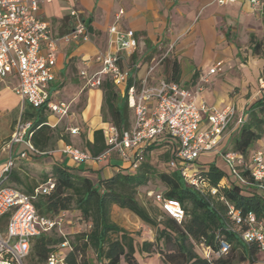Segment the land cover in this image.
<instances>
[{
	"label": "crops",
	"instance_id": "1",
	"mask_svg": "<svg viewBox=\"0 0 264 264\" xmlns=\"http://www.w3.org/2000/svg\"><path fill=\"white\" fill-rule=\"evenodd\" d=\"M73 9L78 11L87 27L89 39L78 44L56 41L55 77L49 89L55 102L67 106V113L59 116L44 110L47 124L58 127V136H65L67 141L57 137L45 154L22 158L28 165V171L20 170L23 176L37 177L49 171L53 164H60L93 181L100 177H110L120 169L132 172L129 163L115 152L101 161L76 162L63 151L68 145L86 151L84 142L93 140V130L99 128L103 130L109 124L108 118H104L101 110L102 89L99 86H89L86 83L87 78L80 72L83 70L90 76L97 71L99 65L93 62V57L97 52L107 48L109 37L107 28L112 24L120 29L131 30L137 39V47L130 53L122 51L119 62L121 68L128 70L135 80L147 75L149 84H155L161 78L175 81L169 78L172 74V64L175 62L179 69V76L175 82L194 90L200 84V81L194 84L196 79L206 74V83L204 86L201 85L202 89L198 91L197 96L216 109L228 104L235 106L234 118L224 131L223 140L217 146V150L223 147L229 133L241 121L246 107L258 98L255 87H260L259 80L263 77L264 55L252 53L249 39L250 35L257 39L263 36L264 8H254L246 0H236L227 4H218L215 0L38 2V14L49 23L53 38H59L70 30L74 22L70 15V10ZM161 52L168 57L167 60L162 65L156 64L153 71L148 74L149 66ZM218 60L222 61L220 70L207 74L208 69ZM164 74L168 77H164ZM16 81L15 75L12 74L0 79V117L15 110L19 104L17 121L23 119L31 122V119L23 114V111L31 110V105L13 91ZM249 87L254 93L248 94ZM235 89L236 92H233ZM117 91L122 95L119 90ZM256 91L258 93L261 89ZM232 123L234 125L230 129ZM207 125L205 121L202 128ZM71 128H76L77 131L71 133ZM227 131L229 132L225 135ZM7 144L8 141L5 145H0V169L5 165L9 155L14 161L19 160V152L26 148L24 143H15L9 150ZM261 146H264V137L254 144L252 151L255 149L264 151ZM196 165L199 169L202 166L197 161ZM63 213L66 223L63 221L58 228L61 233L72 234L88 227L84 222H74L71 219V215H76L79 220L78 210H65ZM127 217L132 219L135 227L128 224ZM111 218L132 234L136 229L142 227L144 229L147 226L135 214L116 204L111 206ZM122 262L123 260L121 264ZM257 263L259 261L253 264Z\"/></svg>",
	"mask_w": 264,
	"mask_h": 264
},
{
	"label": "built area",
	"instance_id": "2",
	"mask_svg": "<svg viewBox=\"0 0 264 264\" xmlns=\"http://www.w3.org/2000/svg\"><path fill=\"white\" fill-rule=\"evenodd\" d=\"M218 4H227L236 0H215ZM254 8H264V0H246ZM39 0H0V79L15 75L16 83L13 91L28 102L32 107H44L53 113L63 116L67 113L64 103L52 99L49 89L55 77V52L57 40L65 43H81L89 39L87 27L77 10H70L74 22L70 30L59 38L50 34L49 23L38 14ZM108 46L93 57V62L99 67L92 75L85 71L81 75L87 78L91 87L99 86L104 78H109L115 88L126 96L128 107L132 111V123L128 130L119 131L109 123L103 128L105 149L97 155L78 147L68 145L64 152L76 162L86 160L101 161L115 152L122 160L129 163L134 171L143 159L147 146L154 141L167 138L171 145L173 156L166 163L169 168H177L187 184L212 195L217 188L209 185L200 175L196 165L197 158L203 152L216 151L224 137V131L235 115V106L228 104L221 109L209 106L197 96L202 89L201 84L196 89H188L175 81L165 78L155 84L148 83V76L140 80L131 77L128 70L121 68V52L130 53L137 47V39L131 30L120 29L112 24L107 28ZM156 63H152L147 73H151ZM222 61H216L207 74L220 70ZM206 74L200 81H206ZM260 88H264V78L259 80ZM208 125L202 128L204 122ZM31 122L19 120L8 140L9 150L15 143H24L26 148L19 152V158H26L30 153L40 154L30 142L29 131ZM76 128L70 132L75 133ZM226 162L234 168L244 164L248 166L252 179L262 189L264 196V151L253 150L244 162L242 155L234 151L220 152ZM14 160L9 155L8 160L0 169V264H30L26 261L31 240L53 228H59L65 219L61 211L54 217L38 214L33 204V197L13 186L5 185ZM235 172V169H233ZM52 180L35 188L36 193H48L53 188ZM153 199L161 211L180 222L185 215L184 208L177 199L167 198L162 192L153 194ZM229 213L236 222H246L247 227L240 233V238L246 243H257L264 253V223L249 212L242 217L230 206ZM69 249L68 240L61 242L57 249L51 251L43 264H68L65 252ZM228 249L221 242L218 249L204 246V257L221 256Z\"/></svg>",
	"mask_w": 264,
	"mask_h": 264
},
{
	"label": "trees",
	"instance_id": "3",
	"mask_svg": "<svg viewBox=\"0 0 264 264\" xmlns=\"http://www.w3.org/2000/svg\"><path fill=\"white\" fill-rule=\"evenodd\" d=\"M249 41L254 55L264 53V29L262 38L250 35ZM172 65L169 78L176 81L179 69L175 62ZM99 87L103 91L101 110L104 118H108L109 123L119 131L128 130L132 123V112L126 96L118 93L109 78H104ZM44 110V107L31 106V110L23 111L24 116L31 119L29 131L32 134L29 140L42 152L40 154H45L57 137L67 141L65 136H58V127L47 124ZM263 133L264 93L246 107L241 121L224 142L223 147H228H222L220 152H238L247 163L254 143ZM84 144L86 151L92 155L102 152L106 147L103 130H93V140H85ZM171 145L166 137L154 141L147 146L143 159L134 171L120 169L110 177H100L96 181L60 164H53L49 171L37 176L38 181L32 182L20 172L28 171L27 163L22 158L15 160L5 185L34 196L32 201L40 215L54 217L61 211L75 209L80 212L79 220L88 225L85 230L72 234H63L58 228H53L35 236L31 240L26 261L30 264H43L51 251L68 240L69 249L65 252L68 264H121L122 260L126 264H138L134 235L111 218V206L116 204L135 214L154 230L153 240L145 239L140 243V253H159L166 264L255 263L259 252L257 243H246L240 238L247 223H236L229 213L232 206L242 217L251 212L264 223V196L262 189L252 179L248 166L237 165L227 172L210 162L205 168H200V175L209 185L217 188V193L212 195L187 184L177 168L157 170L153 166L150 153L157 147L167 146L164 152L167 163L173 156ZM30 155L35 157L38 154ZM49 179L54 184L53 188L48 193L35 194V188L47 183ZM154 180L164 186L162 194L165 197L180 201L185 212L180 222L164 214L158 205L152 206L150 202L145 204L138 200L139 188ZM7 216L0 222L3 223ZM159 216L162 218L158 219ZM221 242H225L228 249L219 257L206 258L195 250L198 244L218 249ZM88 250L93 252L95 262L89 258Z\"/></svg>",
	"mask_w": 264,
	"mask_h": 264
},
{
	"label": "rangeland",
	"instance_id": "4",
	"mask_svg": "<svg viewBox=\"0 0 264 264\" xmlns=\"http://www.w3.org/2000/svg\"><path fill=\"white\" fill-rule=\"evenodd\" d=\"M164 52H161L160 55H158L155 60L153 61V63L162 65L164 61H166L168 58L167 56L163 55ZM260 55H264V53H261ZM164 77H168V75H163ZM200 79L197 78L196 81L194 82L197 83L199 82ZM205 81H200L201 85H205ZM256 89H261L260 92L257 93ZM236 92V89L235 91ZM254 93L253 90H251V87H249V91L248 94H252ZM264 93V88H260V87H255V94L256 96L259 98L262 94ZM23 108V107H21ZM19 104L16 107L15 110H13L10 113H5L4 115H2L0 117V145H5L7 143V141L9 140L10 134L11 132L14 130L15 125H16V121H17V116L19 115ZM22 110V109H21ZM22 121H24L23 119H21ZM233 123L230 125V129L231 127H233ZM229 131L226 132L225 135H227ZM264 137V133L261 136V138H259L256 142L262 140V138ZM255 142V143H256ZM254 143V144H255ZM228 147L224 146L223 149H226ZM256 147V146H255ZM264 149V146H261ZM167 146H161V147H157L156 149H154L149 157H150V161L153 164V166L157 169V170H168V165L166 164V161L164 159V152L167 149ZM222 148V147H221ZM254 148V147H253ZM221 151V149H220ZM200 158L197 160V163L202 164V166L200 168H205L207 163L210 162H214L215 164L217 163L219 165V168L230 172L231 171V166L226 162V160L224 159L223 155L220 154V152H214V151H208V152H203L200 154ZM199 168V167H198ZM29 181H38L37 177L31 176L28 177ZM164 191V186L157 180L154 181H150L148 182L145 186H141L139 188L138 191V200L148 204L149 202L152 204V206H157V204L155 203L154 199H153V194L156 192H163ZM162 217L159 216L158 219H161ZM71 219L74 222H81L80 220L77 219L76 215H71ZM127 222L130 226L135 227V224L133 223L132 219L130 217H127ZM66 223V221H64ZM134 234V238L136 241V259L138 260V264H166L162 261L161 256L159 255V253L153 252L151 254H147L145 252L140 253L138 251L139 245L142 242V240L144 239H149V240H153L154 238V230L149 228V227H143L136 229L135 231H133ZM195 250L196 252H198L199 255L204 257V245L202 244H198L195 246ZM88 256L90 259H92L95 262V258H94V254L91 250H88L87 252ZM210 257H213V255H210ZM237 257V256H236ZM235 257V258H236ZM257 261H259V263L257 264H264V253H262L260 250L257 254ZM122 264H126L124 261L122 262ZM232 264H242V262H233Z\"/></svg>",
	"mask_w": 264,
	"mask_h": 264
}]
</instances>
